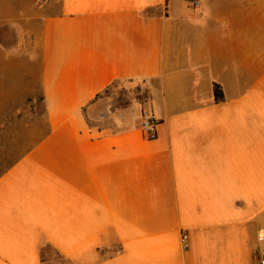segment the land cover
<instances>
[{
  "label": "crops",
  "instance_id": "obj_1",
  "mask_svg": "<svg viewBox=\"0 0 264 264\" xmlns=\"http://www.w3.org/2000/svg\"><path fill=\"white\" fill-rule=\"evenodd\" d=\"M38 9L48 131L0 175V264H258L264 0ZM118 82L147 101L112 107L101 95Z\"/></svg>",
  "mask_w": 264,
  "mask_h": 264
},
{
  "label": "rangeland",
  "instance_id": "obj_2",
  "mask_svg": "<svg viewBox=\"0 0 264 264\" xmlns=\"http://www.w3.org/2000/svg\"><path fill=\"white\" fill-rule=\"evenodd\" d=\"M45 1L56 0H0V175L48 131L39 66L29 52L38 26V8ZM101 96L111 98L114 108L148 99L142 87L124 82L110 86ZM47 255L50 260L55 258Z\"/></svg>",
  "mask_w": 264,
  "mask_h": 264
},
{
  "label": "built area",
  "instance_id": "obj_3",
  "mask_svg": "<svg viewBox=\"0 0 264 264\" xmlns=\"http://www.w3.org/2000/svg\"><path fill=\"white\" fill-rule=\"evenodd\" d=\"M155 127H156V120L154 117L147 113H142V122H141V129L147 134L148 138H155ZM260 241H263V238H260ZM182 247H187V237L186 235H182L181 237ZM258 264H264V249L261 255L258 257Z\"/></svg>",
  "mask_w": 264,
  "mask_h": 264
},
{
  "label": "trees",
  "instance_id": "obj_4",
  "mask_svg": "<svg viewBox=\"0 0 264 264\" xmlns=\"http://www.w3.org/2000/svg\"><path fill=\"white\" fill-rule=\"evenodd\" d=\"M213 96H214V100L216 102L222 100V90L221 87L218 84H214L213 85Z\"/></svg>",
  "mask_w": 264,
  "mask_h": 264
}]
</instances>
